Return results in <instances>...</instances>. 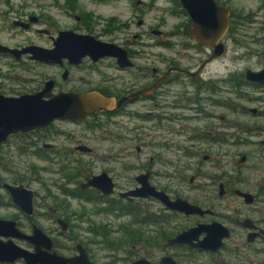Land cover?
Masks as SVG:
<instances>
[{
	"label": "flooded vegetation",
	"instance_id": "obj_1",
	"mask_svg": "<svg viewBox=\"0 0 264 264\" xmlns=\"http://www.w3.org/2000/svg\"><path fill=\"white\" fill-rule=\"evenodd\" d=\"M32 1L34 0H0V20L2 21L0 29L3 27L9 29L7 32L10 35L9 39L13 40L7 42L0 40L2 44L16 49L30 45L53 48L60 31L72 30L76 33H91L105 41L121 45L128 50L131 64H121L117 56H104L98 60L85 56L78 63L71 62L69 58H63L58 62H48L32 58L30 53H22L20 57H16L10 51H0V60H9L5 63L9 64L13 71L15 68L21 67L23 71L28 70L39 76V78L31 79L21 78L18 82L32 81V83L35 82V86L29 89L9 87L10 93L4 92L3 82L0 81V92L3 94L20 95L35 92L42 89L47 80L54 78L53 92L55 93L99 90L114 98L111 109L99 111L86 120L56 119L47 128H37L24 133L17 132L9 135L5 141L0 143V148L10 146L13 138L22 137L24 141H27V144L19 147L20 151L32 152L50 160L55 166L56 172L61 174L60 179L53 180L54 187L46 186L47 190L44 193L25 183L23 177L14 176L13 179L7 180L0 175V210L4 211V213H0V218L14 221L19 230L30 235L27 238L0 235L1 241L11 239L15 246L27 249L34 254L45 252L46 255L55 257H57L56 252L63 257L81 255L82 249H85L89 259L96 264L90 243L74 232L76 226H80V223H76V219L81 213L71 210L75 206L69 202L68 197H73L76 200L94 202L97 205V213L110 212L116 217L130 216L131 219L128 223H121L119 226L122 231L121 235L127 237L131 242H140L144 248L160 250L157 260L149 255H141L132 257L128 264L138 257L149 258L153 264H164L161 260L165 256L173 257L178 264H264V169L256 164H251L250 166L242 165L235 170H194L190 175L189 190L192 192V197L189 198L181 194L178 189L187 176L184 169L156 171L153 169L154 166L149 163L125 164L122 165L123 169L134 167L137 173L125 181V184H121L116 172L118 167L114 164V162H120L118 158L121 156L117 153L111 154L112 147L105 150L102 146L89 144L92 138L97 139L100 143L106 139L121 140L122 137L119 134L121 128H123V132H126L130 127L133 128L129 122H133L136 118L142 122L158 120L167 109H175L180 106V95L173 88L175 85L187 82L185 80L188 79V84L196 86L197 83L207 79L202 89L205 87L209 91L211 95L209 99L214 103L229 106L231 81L235 84L239 97L251 99L257 103L258 106L254 107L243 105L245 110L256 118H260L259 121L244 126L248 128L243 130H249L251 134L255 135L259 149L264 151V83L248 80L245 75L248 68L256 71L264 70V55L258 58L257 65L247 67L234 77L217 75L212 72L205 78L204 73L207 67L221 56L204 64L205 59L209 58L214 50L212 47L202 45L193 36L197 45L204 46L209 52L200 64L193 65L190 62V65L182 62L181 59L164 56L150 60L151 58L146 54L145 48L149 45L172 47L178 40L175 36L183 32L189 33L192 20L179 0H164V3L158 7L161 12L149 16L147 12L155 6L154 4L147 3L145 0H135L138 10L134 14V2L129 0L131 12L128 19L123 21L116 16L109 17L105 19L106 23H102L103 27L99 26L98 20H96L97 16L93 13L78 9L77 0H66L62 5L61 12L71 19L63 24L43 11H33L32 8H36L37 5ZM153 1L155 2V0ZM219 1L230 7L226 0ZM54 3L59 5L56 0ZM261 6L264 8V4ZM173 15L185 16L186 20L174 23L172 22ZM9 17H11L10 20H8ZM136 17L137 25L145 28L141 33L135 35V40H132L128 36V30L131 29ZM98 18L104 19L100 15ZM6 21L7 25L5 26ZM259 23L261 34L258 40L263 43L264 16ZM98 26V31L103 34L111 33L115 36L117 33H126L127 37L124 39L117 36L110 39L103 38L102 34L94 33ZM23 32H28L30 37L25 35L21 39L17 38ZM150 33L158 36L159 40L154 43L141 40ZM86 62L99 72L97 81H90L83 75L74 76V69ZM106 66L113 70L111 75H105L101 68ZM38 67H48L51 72L43 74L42 71L37 70ZM182 67L191 72H197V74L184 71L181 69ZM0 76L13 82L19 78H14L8 72L1 71ZM246 87H250L251 91L247 92ZM58 120L82 124L88 129L87 132L90 136L84 135V129L79 133V137L61 130L60 132L67 137H74L75 143L82 139L72 149L60 147L54 139L56 134L53 131ZM152 126H156L155 123ZM145 127H147L146 124L134 123L133 129H144ZM225 134L228 133L223 132L221 137L217 136L212 139L225 141L227 139ZM31 135L35 136V139L32 137L27 139ZM128 135L125 133L123 139ZM43 136L47 137L49 141H43ZM99 149L104 152L100 153ZM137 149L141 150L142 147L137 145ZM75 152L94 155L93 163L80 162V158L77 156L76 159L79 162L72 166L71 158L74 159L72 155ZM61 157L67 158L68 163L56 166L58 161L62 162ZM209 157V154L204 156L205 159ZM153 158L154 156L151 160ZM249 160L250 154H243L240 157L242 164ZM81 172L85 179L79 181L77 185L75 182L79 180ZM103 173H107L111 177L114 183L113 192H104V188L100 185L84 186L90 178ZM142 174L147 175L149 186L166 192L172 200L185 198L191 203L199 205L203 212H185L169 207L155 195L137 196L130 193L132 190L143 187L142 181L139 180V176ZM5 182L10 185L22 183L25 187L32 189L34 195L21 194L20 202L17 204L11 190L4 184ZM53 188L58 191H53ZM30 206L33 207L32 212L27 211ZM101 224L92 227L93 232L101 231L98 229ZM38 228L44 233L41 231L37 233ZM189 229H194L192 235L190 234L191 242H188L189 240L187 242H171L173 238ZM104 230L105 235L108 234L109 230L106 227ZM120 238L123 237L120 236ZM0 264H27V262L23 258H18L13 261H0Z\"/></svg>",
	"mask_w": 264,
	"mask_h": 264
},
{
	"label": "rangeland",
	"instance_id": "obj_2",
	"mask_svg": "<svg viewBox=\"0 0 264 264\" xmlns=\"http://www.w3.org/2000/svg\"><path fill=\"white\" fill-rule=\"evenodd\" d=\"M54 1L34 0L32 3L37 6L36 8H32V10L37 12L43 11V13L49 14L57 19L61 24L69 22L71 19L65 16L60 10L66 0H56L59 5L54 3ZM145 1L155 5L148 10V16L161 12V9L158 7L164 3V0H155V2L153 0ZM226 1L232 9L234 29L229 30L224 37L227 42V51L207 67L204 73L205 78L212 72L217 75L234 77L241 73V71L243 72L247 67L257 65L258 58L264 55V42L262 43L258 40L261 34L259 32V22L264 16V8L261 6L264 4V0ZM77 2L80 11L85 10L93 13L97 17L100 15L104 18L100 20V18L97 19L96 17L101 27L106 23V18L116 16L119 20L124 21L128 19L131 12L129 10L131 5L129 0H77ZM133 2V12L136 14L138 8L135 0ZM10 19L11 17L8 18V20ZM136 19L137 17L131 29L128 30V36L132 40H135V35L141 33L145 28L144 26L137 25ZM185 20L186 17L182 15L172 16V22L174 23ZM7 21L5 26L7 25ZM1 23L2 21L0 20ZM99 26L95 28L96 31L94 33L102 34L103 38L110 39L117 36L124 39L127 37L126 33H117L115 36L111 33L103 34L101 31H98ZM8 31L9 29L4 27L0 29L1 41H13L9 39L10 35H8ZM25 35L30 37L28 32H23L17 38L21 39ZM175 38L178 40H176L177 43L172 47H162L160 45H149L146 47V54L151 58L150 60L163 56L173 57L178 60L181 59L186 64L191 65L192 63L194 65L200 64L208 56V50L204 46L197 45L196 39L190 36L189 33L183 32L175 36ZM141 40L154 43L159 40V37L150 33L144 36V38H141ZM5 61L9 60H0V71L3 73L8 72L14 78L19 77L16 82H13L6 77L0 76L5 93H10V90L8 91L10 89L9 87L29 89L35 86V82H18V80L21 78H39L38 75L28 70L23 71L21 67L15 68V71H13ZM101 68L104 70L105 75H111L113 72L107 66ZM37 70L42 71L43 74H49L51 72V69L48 67H38ZM79 75L85 76L90 81H97L100 74L86 62L82 66L74 69V76ZM60 79H62V76H60ZM185 81L187 82H182L173 87L180 95V106L178 108L167 109L158 120L142 122L137 118L134 119L133 122H129L133 128L134 123H138L139 125L146 124L147 127L144 129H133L130 127L126 132H123V128H121V133L118 132L122 137L121 140L117 139L116 141L112 139V141L106 139L101 144L100 141L92 138L89 142L91 146H102L105 150H109L112 147L111 154L117 153L121 156L118 158L120 162H114L118 167L116 172L118 181L121 184H125V181H128L132 175L134 177L137 173L134 167L132 169H123L122 165L125 164L129 165L132 163L136 165L139 163L141 165L142 163H149L154 166L153 169L156 171L184 169L187 176L183 180L182 185H179L178 189L181 194L191 198L192 192L189 190L190 175L194 170H235L239 169L242 165L250 166L251 164H256L261 169H264V151L259 149L260 147L255 140L256 136L251 134L249 130H243L248 128L244 127L247 124L259 121L260 119L245 110L243 105L254 107L258 106L257 103L251 99L239 97L233 81L230 82L228 107H226L227 105L214 103L209 99L211 97L209 91L205 87L202 89L207 79L197 83L196 86L188 84V79ZM245 90L250 92L251 88L246 87ZM222 115L225 117L222 118ZM154 123L156 126H152ZM61 130L75 137H79V133L83 130L84 135L90 136L87 132L88 129L82 124L63 122L60 120L56 121L53 129L56 134V138L54 137V139L60 147L63 146L68 149L74 148L82 138L75 143L74 137H67L60 132ZM223 132L228 133L224 135L227 138L225 141L212 139L217 136L221 137ZM125 133L129 135L123 139ZM137 134L139 135L137 136ZM31 137L35 139L33 135L27 137V139ZM42 138H44L43 141H49L45 136ZM13 139L10 142V146L0 148V175L7 180L13 179L14 176L19 178L23 177L25 183H28V185L41 193L47 190L46 186L54 187L55 183L53 180L60 179L61 174L56 172L53 163L32 152L20 151L19 147H23V145L27 144V141H24L22 137H15ZM137 145H140L142 149L138 150ZM99 150L100 153L104 152L101 149ZM206 154H209L210 157L205 159L204 156ZM243 154H250V160L244 164L240 161V157ZM58 156L60 155L58 154ZM77 156H79L80 162L85 164L89 162L91 164L93 163L94 155L75 152L72 155L74 159L71 158L72 166L79 162L76 159ZM153 156L154 158L151 160ZM61 158L63 159L62 162L58 161L56 166L68 163L67 158ZM36 168L38 170H35ZM84 179L85 177L81 172V176L75 184L78 185L79 181ZM64 180L66 181V179ZM53 191L56 192L58 190L53 188ZM68 199L75 206L71 210L81 213L76 219V223H80V226L77 225L74 232L90 243L96 264H128L132 257L141 255H149L155 260L158 259V255L160 254L158 248H144L140 242H131L127 237L121 235L122 231H120L119 226H121V223H128L131 219L130 216L116 217L110 212L97 213V205L94 202L76 200L73 197H68ZM0 213H4V211L0 210ZM98 224H101L98 227L101 231L95 233L92 227ZM104 227L109 230L106 235L103 232L105 231ZM120 236L123 238H120Z\"/></svg>",
	"mask_w": 264,
	"mask_h": 264
},
{
	"label": "water",
	"instance_id": "obj_3",
	"mask_svg": "<svg viewBox=\"0 0 264 264\" xmlns=\"http://www.w3.org/2000/svg\"><path fill=\"white\" fill-rule=\"evenodd\" d=\"M179 1L192 20L190 35L195 37L202 45L212 47L214 50L212 55L205 59L204 64L211 59L222 56L227 51V42L224 40V36L231 26L230 7L220 3L219 0ZM0 51H10L16 57H20L22 53H30L32 58L48 62H58L63 58H69L71 62L78 63L85 56H90L94 60L104 56H117L121 64H131L128 50L121 45L105 41L91 33H76L72 30L60 31L53 48L30 45L16 49L0 42ZM181 69L191 72L187 68L182 67ZM191 73L197 74V72ZM245 75L248 80L264 83V70L256 71L248 68ZM54 88L55 79L51 78L45 82L42 89L35 92L20 95H6L0 92V143L5 141L9 135L17 132L24 133L37 128H47L56 119L86 120L99 111L111 109L114 104L113 97L107 96L99 90L85 92L60 91L55 93L53 92ZM83 147L88 148L87 146ZM146 176V174L139 176L143 187L132 190L130 193L137 196L155 195L161 198L169 207L185 212H203L199 205L191 203L185 198L172 200L166 192L149 186ZM142 177L145 179L142 180ZM4 184L11 190L17 204L20 202L21 194L34 195V191L25 187L22 183L10 185L5 182ZM88 185H100L106 193H111L114 190V183L107 173L93 176L84 184V186ZM28 208L27 211L32 212L33 207ZM38 231L43 232L39 228L37 233ZM193 231L194 229L186 230L173 238L171 242H187L188 240V242H191L190 238ZM0 235L5 237H30V235L19 230L14 221L3 218H0ZM0 252V261H13L23 258L27 264H94L89 259L85 249H82L81 255L63 257L56 252L57 257H55L49 254L46 255L45 252L34 254L27 249L15 246L11 239L5 241L0 239ZM161 262L164 264H178L171 256L163 257ZM130 264H153V262L149 258L138 257L133 259Z\"/></svg>",
	"mask_w": 264,
	"mask_h": 264
},
{
	"label": "trees",
	"instance_id": "obj_4",
	"mask_svg": "<svg viewBox=\"0 0 264 264\" xmlns=\"http://www.w3.org/2000/svg\"><path fill=\"white\" fill-rule=\"evenodd\" d=\"M233 18V15H231V27H230V30H233L234 29V23H232V19Z\"/></svg>",
	"mask_w": 264,
	"mask_h": 264
}]
</instances>
